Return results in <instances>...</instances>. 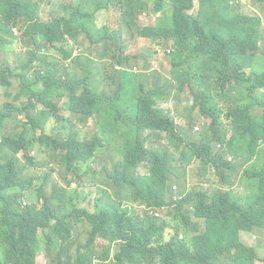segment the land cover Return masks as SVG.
Instances as JSON below:
<instances>
[{
	"label": "trees",
	"instance_id": "obj_1",
	"mask_svg": "<svg viewBox=\"0 0 264 264\" xmlns=\"http://www.w3.org/2000/svg\"><path fill=\"white\" fill-rule=\"evenodd\" d=\"M40 1L0 0V27L6 34L0 37L2 44L7 46L15 38L11 26L23 17L25 35L34 45L28 53H20V64L7 57L0 60V73L7 77L20 73L37 86L27 85L35 101L22 108L31 110L27 122L18 121L25 129L5 133L0 144V264H47L49 260V264H94L97 252L104 260L110 258L115 241L120 247L111 264H254L256 252L241 242L239 232L264 227V160L260 167L241 173L246 179L243 192L231 183L226 190L215 189L210 201L208 192L187 187L185 171L179 175L171 165L174 155L167 159L159 150L146 149L140 137L147 143L159 131L177 136L175 122L168 111L155 106V99L190 89L191 105L177 112L189 127L183 132L188 138L181 135L180 140L190 160L199 158L225 175V170L232 172L235 165L243 169L260 157L264 62L256 58L264 34V11L244 13L236 0H199L197 13L192 12L195 0H154L152 9L149 0H75L54 5L50 0L53 19L42 22L36 14ZM92 3L96 6L88 9ZM112 7L121 11L117 27L107 23L92 30L94 15L104 9L109 13ZM153 12L155 23L142 20L144 15L152 18ZM127 30L132 45L154 40L155 49H146L142 58L129 52ZM81 37L89 40L88 48L78 45ZM163 42L175 46L169 73L159 67L157 58L151 60L154 53H167ZM48 45L55 46L60 56L52 59L44 53ZM35 61L44 70L34 71ZM111 83H117L114 91ZM127 89L133 95L116 105L127 96ZM65 97L69 110L86 121L95 116L98 125L106 112L118 123L135 151L134 158L128 151L120 152L124 159L119 167L125 174L131 166L147 165L148 175L126 176L125 183L137 189L128 199L132 201L104 200L98 195L91 211L79 206L75 190L63 185L44 206L22 205V195L33 179L25 178L27 168L20 153L25 165L36 166L52 146L51 158L68 172L78 173L102 145L96 135L71 132L72 119L57 115ZM196 110L210 119L200 135L191 132ZM14 112H20L15 104L0 105V128L12 121ZM30 125L35 129L32 135ZM63 150L66 155L58 156ZM177 178L180 189L173 198L171 182ZM53 199L59 201L57 207L52 206ZM192 212L205 223L199 235L190 233ZM82 222L91 227L90 239L84 243L74 233ZM100 239L106 244L97 251Z\"/></svg>",
	"mask_w": 264,
	"mask_h": 264
},
{
	"label": "rangeland",
	"instance_id": "obj_2",
	"mask_svg": "<svg viewBox=\"0 0 264 264\" xmlns=\"http://www.w3.org/2000/svg\"><path fill=\"white\" fill-rule=\"evenodd\" d=\"M50 0H42L40 1V4H43L41 6V16L44 20H48L51 16V5L63 3V4H70L74 2L75 0H51V5H48L47 2ZM83 2H86L87 0H81ZM93 1V0H90ZM153 2L154 0H149V3L151 4L150 8H153ZM236 2L241 6L242 11L244 13H252L254 10H257L261 13V11H264V3L255 2L253 0H236ZM96 6L95 3H92L89 5V8H93ZM254 8V9H253ZM199 9V0H195V7L192 10L193 13H197ZM170 10H167L169 12ZM72 11H69L66 13V15H69ZM122 18L121 11L118 10L116 7H112L111 11L108 13L106 9L101 10L98 14L94 15L93 20L90 22V27L94 31H98L104 24L110 25L111 27L116 28L117 22L119 19ZM142 20L145 22L153 21V23L156 22V15L153 12V17L149 15L142 16ZM264 31V30H263ZM14 32L21 36V32L19 28H15ZM0 37H6L5 29L3 27H0ZM125 38L126 41L129 43V52L136 54L142 58V55L144 51L148 48L154 47V40L148 42L145 40H140L139 43H136L132 45L130 43V40L132 38L129 31H125ZM187 43H191V41L188 39ZM78 45L84 49L88 48L90 46V42L88 39H85L84 37H81L78 41ZM162 47L164 49H172L171 45H167L163 42ZM21 52H25V49H22L19 45L14 46H6L2 45V42L0 40V60L3 58H9L11 61L14 62V65H16L15 61L20 64L22 61ZM57 56H60L58 52L55 51V54L51 56L52 59H54ZM158 59L159 67H162L163 70L166 73H169L170 71V53L160 54L154 53L151 57V60ZM142 62V60H141ZM6 68V67H3ZM61 68H63L61 66ZM0 105H4L8 102L10 97L6 95V91L8 90H19L20 88V79L8 74V79L10 81V85H4L6 83V79L4 77L3 73H0ZM117 87V83L112 84L111 83V89L114 91ZM263 89L262 92H264V87H261ZM126 92L128 93L127 96L123 95V97H120L115 104L120 106L121 102L123 101L124 97H131L133 95V92L130 89H127ZM257 93H261L260 89H258ZM189 95V90L187 89L184 93V97ZM180 97V90H174L172 93L166 97L157 98L156 97V107H162L166 111L170 108H172L174 113V107H178L180 111L187 110L189 106L191 105L190 99L183 102L178 101ZM26 103V100L24 98H20L16 100V106L20 109V115L19 113L14 112L12 121L10 123H7L3 130H0V137L3 133L6 134H13V133H21L25 126L23 124L18 123L19 120L21 121H28L27 114L31 113L30 111L23 110V106ZM160 104V105H159ZM61 106H63V102H61ZM110 111H114L115 108H109ZM64 114L69 116L70 112L66 109H62L58 114ZM175 114V113H174ZM196 123L198 127L195 128V133L197 135H200L202 133L203 127L205 124H208L210 122V119L204 118L202 114L196 110L194 113ZM72 122L70 124V131L71 132H80L82 131V137H92L94 135L98 136L100 139H102L104 142L107 143V147L104 151H99L96 154V157L94 161L91 163V170L83 175L82 179H74L73 183L71 185H67L64 179V170H66V167L61 166L56 158H51L52 153V146L48 150L47 153L40 155V162L42 163L41 167H34L30 168L26 171V174H36L38 176L36 182L38 184H41L44 181V177L47 172H50L49 170L52 168L55 171L50 173V178L48 179L46 185L43 187L42 190V197H41V203L39 206H42V203L45 202L46 197H49L52 192L54 185H65L71 188L72 190H75V201L76 203L81 207H86L91 211H94L95 207V199L99 196H102L98 190V186L103 187L107 192L110 193L112 198H115L117 200H120L118 198L119 195V189L112 178V175L115 173V162L121 159V156L118 154V152H124L128 151V155L130 158L135 157V151L134 149L129 145L128 140L124 137V132L119 128L118 123L112 120L111 115H108L105 113L102 114V122L97 125V119L95 116L88 117V120L86 121V117H79V116H71ZM177 121L187 126V120L180 121L177 119ZM135 131V130H134ZM35 133V129L30 125V135ZM54 133V132H53ZM146 133H144V136H146ZM167 141H162L161 143L164 144ZM147 146H150V143H146ZM33 155H37L34 153ZM66 155V151H59L58 156H64ZM20 158L22 161L23 166L26 168L28 165H25V158L24 154L20 153ZM262 165V158L256 157L249 161L245 168L246 170L248 168H258ZM135 173H137V169H132ZM242 171V172H243ZM138 172L141 174L147 173V169L145 166L140 165L138 167ZM225 176H228L227 181L223 180V177L220 176L219 173L214 172L213 170L205 171L203 168V165L200 161L195 160L192 162V164L188 167V176H187V187L193 188L194 186H199L207 189L206 192L210 195V201L212 200V192L215 189H223L226 190L231 183L234 185V190L237 192H243L244 189L241 186H244L246 179L241 177V172H230L228 170L224 171ZM175 185L178 187L175 189L176 191L179 190V185L175 183ZM98 190V191H97ZM99 192V194H98ZM251 193H247V196L249 197ZM109 199V198H108ZM104 200H107V198H104ZM113 200V199H109ZM132 200H123V202L127 203ZM124 221H129L128 218L123 219ZM197 222L196 219L193 218V223ZM193 227V226H192ZM90 225L87 222H82L77 226V230L74 232L78 235L76 238L80 242H86L88 239L89 231H90ZM108 241V240H107ZM156 242L157 239L155 240ZM258 243H263V239L258 236L257 238ZM106 242L102 239H100L96 243V250L100 251L104 249ZM119 243L118 241H115L112 246V250L110 252L111 258L106 259L102 264H111L112 263V256L114 253L119 249ZM44 252V251H43ZM45 253V252H44ZM260 256L261 259L264 260V245L262 246L260 250ZM50 263V260L47 262V264ZM257 264H263L261 262H258Z\"/></svg>",
	"mask_w": 264,
	"mask_h": 264
},
{
	"label": "clouds",
	"instance_id": "obj_3",
	"mask_svg": "<svg viewBox=\"0 0 264 264\" xmlns=\"http://www.w3.org/2000/svg\"><path fill=\"white\" fill-rule=\"evenodd\" d=\"M24 2L27 3L28 0H24ZM262 3H264V0ZM42 5L43 4H40L38 7V10L36 12L37 17H39L42 22H49L53 19V17H50L48 20H44L42 18L41 13H40ZM13 21L15 22V20H13ZM15 28L20 29L21 36L17 35L14 32ZM11 31H12V34L14 35L15 38L10 39L11 43L7 44V46L19 45L22 49H25V52H21L24 54L28 53L30 48H34L32 41H30L31 36L25 35V27H24L23 17L18 18L17 24H12ZM263 42H264V34L259 40V50H258L257 58H256V60L261 59V62L264 60V57H263L264 56V46L262 45ZM2 45H5V44L3 43ZM171 47H172V49L168 48V49H166V51H167V53H170V58L172 59V55H173V52L175 50V46L171 45ZM55 48H56L55 46L48 45V49L44 50L43 52L47 53L48 55L53 56V54H55ZM33 70L38 72L39 70H44V69H43V67L39 61H35V62H33ZM4 77L6 79V83L4 85H10V81H9L7 75L4 74ZM15 77L20 79V82H21L20 88L17 91L16 90L6 91V95L11 98L8 100V102L6 104H16V100H18L20 98H24V100H26V103L34 102L35 98L32 96V93L28 91L27 85H30L33 88H35L37 86L34 83H32L31 81H29L27 78L22 76V74H20V73H15ZM0 82H1V78H0ZM188 90H189V95L184 97L183 95L185 92H181L178 101H180V102L186 101L187 102V100L189 99V97L191 95L190 89H188ZM62 102H63V106H61V110L66 109L67 111L70 112L69 116L62 114V117L72 119L71 116H76L68 108V97H65L62 100ZM220 102L222 103V105L224 107L227 106V101L224 98L220 99ZM167 111L169 112L172 120L176 124V133L178 135L176 136V135H174L168 131L155 132V134L153 135L151 140L147 141V143H150V146H147L144 139L142 137H140V140H141L142 144L144 145V147L146 149L159 150L162 154L167 155L166 156L167 159H170L171 156L174 155L176 158V161H172L171 165L173 168L178 170L179 175H182V171H185V176H184L183 181H185L186 184H187V176H188V167L195 160H198L201 162L205 171L213 170L214 172L218 173L217 169L214 166H205L201 159L193 158L190 160L185 155V149L187 147L185 145V142L180 140V136L182 135L184 139H187L188 137L183 132L188 130L189 127L184 126L177 121V119L180 121H184V119L182 117H180V118L177 117V112L180 111V109L178 107H174V113L175 114L173 113L172 108L168 109ZM19 117L22 118V116L20 115V112H19ZM197 127H198L197 125L194 127H191L192 134L197 135L195 133V130H194ZM0 130H3V129L0 128ZM202 132H203V130H202ZM4 135H5V133H3L0 137V144L2 143ZM173 140H175V141H173ZM162 141H167V142L162 144L161 143ZM106 147H107V143L102 141V145H99L96 148L93 157L86 164L83 165L82 169L78 173L68 172L67 169L64 170L63 171L64 172V179L69 181L70 184L73 183L74 179H82L83 175L88 173L91 170V163L94 161L96 154L99 151H104L106 149ZM258 150H259L260 158H262V160H264V140L260 142V146L258 147ZM34 153L35 152H33L32 154H34ZM118 154L121 156V159H119L118 161L115 162V173L112 175V178L114 179V181H115V183L119 189L118 198L123 201V200H128L129 197L133 198V194L137 190L136 188H132L125 183L126 176L129 179L132 177H137V179H138L140 177L148 175L149 169H148L147 165L145 163H143L142 165L145 166V168L147 169V173L141 174L138 172V167L140 165L137 164L135 166H131L125 174L119 167V162L124 159V156L120 152H118ZM41 166H42V163L37 164L36 166H28L26 171L30 168L41 167ZM133 168L137 169V173H135L132 170ZM243 169H241L235 165L232 172H236V173L241 172L242 173ZM49 171L50 172L46 173V175L44 177V181L41 184H38L36 182V180L38 178V176L36 174H26L25 178H32L33 180L29 186V189L27 191H25V193L22 195V205L23 206L30 204L32 202H35L36 205L39 206V204L41 203L43 187L46 185L48 179L50 178V175H51L50 173L54 172L55 170L51 168ZM220 176L228 178L225 175L220 174ZM175 183H177L179 185V183H180L179 178H177L173 182H171L172 189L174 192L173 198L175 197V194L178 192L175 190L178 188L175 185ZM62 187H63V185H59V184L54 185L52 194L49 197H46L45 202L42 203V206H44L49 200H51L53 197H55V192L57 190H61ZM241 187L243 188V186H241ZM179 189H180V185H179ZM98 190L102 196L109 198V199L117 200L115 198H112L110 193L107 192L103 187L98 186ZM193 190L207 191V189H205L203 187H199V186H194ZM51 204L53 207H57L59 204V201L57 199H53L51 201ZM193 218L196 219L197 222L193 223ZM189 227H190L191 235H199L202 231H204V228H205L204 220L197 218L194 215V213L192 212L190 214V226ZM90 234H91V231L89 232L88 240L90 239ZM181 236H182V234H181ZM258 236H260L263 239V243L257 242ZM239 237H240L241 242L244 245L251 247L255 250L256 258H255L254 264H256L258 262H261L264 264V261H263V259H261V256H260V250H261L262 246L264 245V227H254L253 229H250V230H241L239 232ZM111 250H112V247L110 248V252H111ZM100 255H101V252L96 253V256L93 259L94 264H102L105 261L104 259H102L100 257ZM110 258H111V254H110Z\"/></svg>",
	"mask_w": 264,
	"mask_h": 264
},
{
	"label": "crops",
	"instance_id": "obj_4",
	"mask_svg": "<svg viewBox=\"0 0 264 264\" xmlns=\"http://www.w3.org/2000/svg\"><path fill=\"white\" fill-rule=\"evenodd\" d=\"M262 45L264 46V42L262 43ZM262 62H264V60H263ZM256 264H257V263H256Z\"/></svg>",
	"mask_w": 264,
	"mask_h": 264
}]
</instances>
